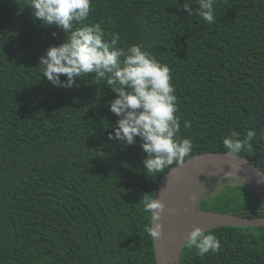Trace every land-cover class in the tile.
<instances>
[{"label": "trees", "instance_id": "16d2710c", "mask_svg": "<svg viewBox=\"0 0 264 264\" xmlns=\"http://www.w3.org/2000/svg\"><path fill=\"white\" fill-rule=\"evenodd\" d=\"M27 6L0 0V264H155L142 197L176 163L147 173L139 137L109 139L117 94L105 81L89 73L65 88L43 76L39 58L66 33ZM198 8L197 0H91L89 17L74 23L99 24L108 42L119 33L116 47L142 45L169 67L179 136L192 141L185 159L226 151L224 136L254 130L240 155L264 170V0H215L213 24ZM231 178L199 207L263 216L252 189ZM205 232L219 251L201 257L185 241L182 264H264V226Z\"/></svg>", "mask_w": 264, "mask_h": 264}, {"label": "clouds", "instance_id": "9594fccd", "mask_svg": "<svg viewBox=\"0 0 264 264\" xmlns=\"http://www.w3.org/2000/svg\"><path fill=\"white\" fill-rule=\"evenodd\" d=\"M198 14L213 24L215 0H197ZM33 16L45 26H55L66 33L59 45L49 46L39 58V68L52 85L72 88L77 79L89 73L97 81H105L117 94L109 101L110 111L118 119L111 125L110 140H119L132 145L136 138L147 154L143 167L147 173L163 172L166 167L182 164L191 153L192 141L180 138V117L175 86L167 65L160 63L142 45H132L125 52L116 47L119 33H113L110 42L103 39L104 31L99 24L75 27L89 17L91 0H28ZM189 15L190 6L185 5ZM56 33H53L55 35ZM66 79L62 80L61 76ZM189 126L185 122V127ZM256 135L254 130L240 137L233 131L224 136L222 143L229 157H237L245 150H251L250 141ZM143 211L149 214L150 223L145 231L152 240L163 236L161 224L165 212L162 199L149 194L142 197ZM188 248H195L203 257L217 252L220 242L214 233H206L200 226H194L186 239Z\"/></svg>", "mask_w": 264, "mask_h": 264}, {"label": "water", "instance_id": "95a60500", "mask_svg": "<svg viewBox=\"0 0 264 264\" xmlns=\"http://www.w3.org/2000/svg\"><path fill=\"white\" fill-rule=\"evenodd\" d=\"M225 177H234L249 186L264 207V170L246 156L229 157L226 151L201 152L164 173L154 190V196L165 203L160 221L163 236L152 240L155 264H182L181 248L199 222L210 221L200 226L204 230L217 226H264V215L243 217L195 205L209 184ZM200 180L203 182L198 185Z\"/></svg>", "mask_w": 264, "mask_h": 264}, {"label": "rangeland", "instance_id": "374dc122", "mask_svg": "<svg viewBox=\"0 0 264 264\" xmlns=\"http://www.w3.org/2000/svg\"><path fill=\"white\" fill-rule=\"evenodd\" d=\"M235 182H236L235 179H232L231 177H226L225 179L224 178H221V179L218 178V179L214 180L211 184L208 185V187H206L202 191L200 200L198 201V205L197 204H195V205L199 206V202L201 201L202 198H204L208 195L216 194L221 188H223L224 183L233 184ZM193 197H194V194L190 197L189 203L192 202ZM205 205H212V204L209 201ZM202 209H206V208H202ZM207 210H211V209H207ZM212 211H215V210H212Z\"/></svg>", "mask_w": 264, "mask_h": 264}, {"label": "bare ground", "instance_id": "6f19581e", "mask_svg": "<svg viewBox=\"0 0 264 264\" xmlns=\"http://www.w3.org/2000/svg\"><path fill=\"white\" fill-rule=\"evenodd\" d=\"M201 182H203V180H200V183L198 184V185H200L201 184ZM208 187V186H207ZM210 221H206V222H199L198 223V226H201V225H206V224H208Z\"/></svg>", "mask_w": 264, "mask_h": 264}]
</instances>
